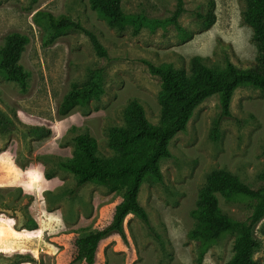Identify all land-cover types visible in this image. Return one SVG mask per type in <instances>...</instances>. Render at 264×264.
<instances>
[{
    "label": "rangeland",
    "instance_id": "rangeland-1",
    "mask_svg": "<svg viewBox=\"0 0 264 264\" xmlns=\"http://www.w3.org/2000/svg\"><path fill=\"white\" fill-rule=\"evenodd\" d=\"M184 2L179 22L186 38L175 26L156 23L172 17L177 0H122L126 13L142 22L123 29L112 28L89 0H0V48L11 33L30 39L20 61L30 72L27 85L0 72V109L18 127L13 133L0 130V264H86L77 259L76 239L107 227L123 192L89 184L73 195L75 177L60 163L74 156V139L82 134L96 139L101 154L113 156L107 146L110 130L127 126L125 110L133 99L143 105L150 123L160 124L161 81L144 60L187 72L195 56L211 68H224L227 59L243 68L253 64L257 48L252 27L244 23L245 0ZM209 11L216 22L206 27L198 15ZM49 15L68 17L95 33L109 59L98 57L79 30L53 36ZM100 67L106 69L100 98L60 115L64 96L84 87L91 71ZM220 112L218 94L198 107L186 130L170 142L171 157L160 163L164 182L147 180L141 187L139 201L158 238L130 214L125 236L104 239L94 264H226L231 259L235 238L227 235L198 263L196 245L188 238L194 225L191 211L212 171L226 169L254 189L261 186L264 95L237 89L233 117L222 123L215 141L212 128ZM20 182L26 183L21 185L26 192ZM219 204L236 220H247L252 212L243 200L228 202L219 196ZM255 232L261 242L255 258L264 264V219Z\"/></svg>",
    "mask_w": 264,
    "mask_h": 264
},
{
    "label": "trees",
    "instance_id": "trees-1",
    "mask_svg": "<svg viewBox=\"0 0 264 264\" xmlns=\"http://www.w3.org/2000/svg\"><path fill=\"white\" fill-rule=\"evenodd\" d=\"M245 1L244 23L252 27V41L257 48V56L250 67L237 66L227 59L224 68H211L202 57L195 56L191 58L190 71L187 72L176 69L172 64L156 66L144 60L149 72L161 81L160 124L150 123L143 105L138 99H133L125 110L127 126H116L110 130L107 146L114 153L113 156L101 154L96 139L89 134L78 135L74 139V156L60 163L63 170L75 177L76 184L70 193L74 195L89 184L105 186L111 192H123V199L116 206L110 224L76 239L78 260L94 264L99 245L104 239L113 234L125 236L124 222L130 214L136 215L150 234L158 238L147 211L139 201V195L147 180L164 182L160 163L171 157L170 142L179 132L186 130L195 110L212 96L219 95L221 108L212 128V138L216 141L220 137L222 123L233 117L231 101L237 89L252 88L264 95V0ZM89 3L112 28L123 29L128 24L142 23L137 16L126 13L122 0H89ZM211 4L213 7L214 2ZM184 5V0H177L172 17L157 20L156 23L173 25L181 37L186 38L188 32L179 22L185 13ZM198 20L210 27L216 22V15L209 11L199 14ZM49 25L53 36L73 29L83 32L97 56L109 59V53L98 36L68 17L49 15ZM29 42L27 35L11 33L0 48V72L9 81L22 86H26L30 79V72L20 63ZM105 71V67L92 70L90 81L84 87H74L64 96L58 113L66 115L76 106L87 105L90 100L100 98L104 90ZM0 130L4 133L18 130L14 120L1 109ZM259 178L261 186L254 189L226 169L212 171L207 176L206 184L199 191L195 208L191 211L194 225L188 233L189 240L196 245L198 263H202L212 245L231 235L235 238L233 255L226 264H260L255 258L261 247L255 228L264 219V173ZM219 196L228 202H247L251 215L247 220L230 217L221 208ZM32 222L28 220V223Z\"/></svg>",
    "mask_w": 264,
    "mask_h": 264
},
{
    "label": "crops",
    "instance_id": "crops-1",
    "mask_svg": "<svg viewBox=\"0 0 264 264\" xmlns=\"http://www.w3.org/2000/svg\"><path fill=\"white\" fill-rule=\"evenodd\" d=\"M26 184L25 182H20L19 188H21L24 192H26L21 185ZM57 212V211H56ZM59 212V211H58Z\"/></svg>",
    "mask_w": 264,
    "mask_h": 264
}]
</instances>
